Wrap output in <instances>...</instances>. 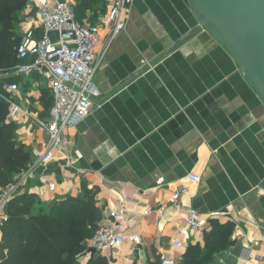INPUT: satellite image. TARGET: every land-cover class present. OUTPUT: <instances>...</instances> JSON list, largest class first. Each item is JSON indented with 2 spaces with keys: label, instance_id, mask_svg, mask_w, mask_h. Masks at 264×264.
I'll return each instance as SVG.
<instances>
[{
  "label": "crops",
  "instance_id": "obj_1",
  "mask_svg": "<svg viewBox=\"0 0 264 264\" xmlns=\"http://www.w3.org/2000/svg\"><path fill=\"white\" fill-rule=\"evenodd\" d=\"M44 1L26 0L13 25L20 38L31 29L41 36L35 10ZM72 1L75 8L81 0ZM104 13L87 9L80 20L97 24ZM95 52L98 95L89 114L63 128L54 159L36 166L18 194L48 204L85 185L95 190L100 222L122 208L117 231L138 239L105 248L108 264H178L189 245H203L211 220L233 224L217 263L264 264V104L225 46L200 27L189 0H133L116 37L100 27ZM5 75L19 84L13 121L30 154L27 169L31 149L48 138L35 121L48 118L53 99L36 74ZM178 188L186 193L172 203ZM191 211L202 231L188 226Z\"/></svg>",
  "mask_w": 264,
  "mask_h": 264
},
{
  "label": "built area",
  "instance_id": "obj_2",
  "mask_svg": "<svg viewBox=\"0 0 264 264\" xmlns=\"http://www.w3.org/2000/svg\"><path fill=\"white\" fill-rule=\"evenodd\" d=\"M107 9L100 18V23L86 24L76 18L72 0H45L36 6L35 14L42 34L36 38L33 30L24 34L17 47V64L10 73L15 75L36 74L43 78L51 92L53 103L48 110V118L36 120V124L47 134L38 146L31 149V165L18 173L13 181L0 192V222L7 216L5 207L22 188L24 183L33 178L36 166H45L54 159V150L61 143L64 127L71 126L86 117L92 107V100L98 95L92 79L98 66L95 48L101 26L110 27L112 40L126 27L127 14L133 0H106ZM52 35L55 37L52 38ZM2 89L8 93L5 98L9 104V117L14 120L20 106L13 102V96L19 90L16 82H4ZM191 182H199L198 175L190 173ZM162 178L157 180V184ZM53 189L54 185L49 184ZM186 189L178 188L171 193L170 201L177 202ZM151 210L146 211L150 213ZM123 209L110 210L93 236L88 239V247L101 255L105 248H117L126 242H135V235H126L117 231V223ZM188 226L193 230L202 231V223L195 211L187 218ZM174 247H181L178 240L173 241ZM161 264H175L170 258H161Z\"/></svg>",
  "mask_w": 264,
  "mask_h": 264
},
{
  "label": "trees",
  "instance_id": "obj_3",
  "mask_svg": "<svg viewBox=\"0 0 264 264\" xmlns=\"http://www.w3.org/2000/svg\"><path fill=\"white\" fill-rule=\"evenodd\" d=\"M25 4L26 0H0L2 75L10 73L18 62L21 38L13 25ZM105 7L106 0H81L75 6L76 18L81 22L87 9L96 17L105 12ZM3 83L0 81V189L26 169L30 160L29 151L16 139L18 126L9 117L5 99L8 93L2 89ZM4 212L7 219L0 222V264H108L104 256L87 251L86 241L96 232L102 217L95 190L82 185L79 195L48 204H41L34 194L17 193ZM209 226L203 234V245H189L178 264H219L215 255L231 245L233 224L211 220ZM87 255L90 256L85 260ZM148 264H161V258Z\"/></svg>",
  "mask_w": 264,
  "mask_h": 264
},
{
  "label": "water",
  "instance_id": "obj_4",
  "mask_svg": "<svg viewBox=\"0 0 264 264\" xmlns=\"http://www.w3.org/2000/svg\"><path fill=\"white\" fill-rule=\"evenodd\" d=\"M189 3L200 27L225 46L264 104V0ZM87 251L95 253L93 247Z\"/></svg>",
  "mask_w": 264,
  "mask_h": 264
},
{
  "label": "rangeland",
  "instance_id": "obj_5",
  "mask_svg": "<svg viewBox=\"0 0 264 264\" xmlns=\"http://www.w3.org/2000/svg\"><path fill=\"white\" fill-rule=\"evenodd\" d=\"M0 74H1V73H0ZM1 75H2V74H1ZM8 75H9V74H8ZM7 77H8L7 75H2V76L0 77V81H5V82L8 81V80H7ZM44 81H45V80H44ZM45 82H46V81H45Z\"/></svg>",
  "mask_w": 264,
  "mask_h": 264
}]
</instances>
